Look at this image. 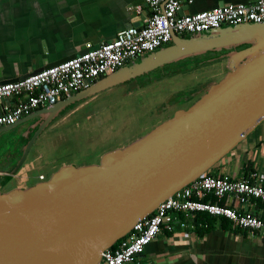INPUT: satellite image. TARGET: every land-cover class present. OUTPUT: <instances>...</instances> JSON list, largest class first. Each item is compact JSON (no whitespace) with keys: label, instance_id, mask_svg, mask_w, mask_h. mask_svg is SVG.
I'll list each match as a JSON object with an SVG mask.
<instances>
[{"label":"water","instance_id":"obj_1","mask_svg":"<svg viewBox=\"0 0 264 264\" xmlns=\"http://www.w3.org/2000/svg\"><path fill=\"white\" fill-rule=\"evenodd\" d=\"M215 52L220 54L207 64L225 62L227 72L188 108L176 109L126 146L104 153L97 164L65 165L47 180L2 191L20 170L36 138L70 106L177 62ZM263 122L264 22L189 37L173 34L168 45L0 129L1 135L31 124L22 135L26 140L15 167L0 182V264H99L103 252L137 222L207 174Z\"/></svg>","mask_w":264,"mask_h":264},{"label":"crops","instance_id":"obj_2","mask_svg":"<svg viewBox=\"0 0 264 264\" xmlns=\"http://www.w3.org/2000/svg\"><path fill=\"white\" fill-rule=\"evenodd\" d=\"M257 1L183 0L180 12L195 14L211 11L220 5ZM136 7L140 8L139 13L135 11ZM149 13L145 0H0V82L41 71L65 57L76 56L87 48L112 41L117 32L140 27ZM16 102V98L1 102L0 114ZM29 125H22V132ZM122 147L124 145L119 146ZM19 156V152L9 151L3 163L0 159V182L11 174ZM13 160L15 165L8 168ZM50 164L39 159L27 161L26 158L2 191L30 187L47 180L60 167L74 165L67 162L58 166ZM44 165L46 169L49 165L48 174L43 171ZM252 173L264 174V122L210 172L233 180L248 179ZM239 205H242L241 211L264 218L263 202L249 199ZM196 222L197 215H193L186 219L185 229L160 232L132 264H264L263 235L236 230L219 218L214 219L208 232L200 234L202 229L196 228Z\"/></svg>","mask_w":264,"mask_h":264},{"label":"built area","instance_id":"obj_3","mask_svg":"<svg viewBox=\"0 0 264 264\" xmlns=\"http://www.w3.org/2000/svg\"><path fill=\"white\" fill-rule=\"evenodd\" d=\"M182 3L183 0H145L150 13L140 27L121 30L112 41L87 48L71 60L0 85V103L17 99L12 108L0 114V129L69 98L126 64L168 45L173 34L189 37L220 27L264 22V0L222 5L195 14H181ZM135 11L139 13L140 8L136 7ZM249 199L264 203V174L252 173L248 179L237 180L205 174L137 222L129 234L118 241L114 252L110 249L103 252L99 264H132L160 232L183 230L187 227L186 219L198 213L225 219L236 230L264 236V220L240 210L242 205L239 204Z\"/></svg>","mask_w":264,"mask_h":264},{"label":"rangeland","instance_id":"obj_4","mask_svg":"<svg viewBox=\"0 0 264 264\" xmlns=\"http://www.w3.org/2000/svg\"><path fill=\"white\" fill-rule=\"evenodd\" d=\"M226 72V63L218 62L163 78L149 86L146 76L138 79L140 82L136 85L115 87L97 94L83 105V102L72 105L36 138L27 161L39 159L43 163L50 162L52 166L61 162L74 165L98 163L104 153L120 145L126 146L169 118L177 108H188L201 92L222 79ZM145 83L146 88L142 86ZM67 114L69 116L62 119ZM21 129L0 135L2 163L9 151L20 153L21 147L16 150L13 144L21 138ZM25 140L23 138L22 145ZM15 163L13 160L8 168ZM48 166L46 169L44 165V173L50 172Z\"/></svg>","mask_w":264,"mask_h":264},{"label":"trees","instance_id":"obj_5","mask_svg":"<svg viewBox=\"0 0 264 264\" xmlns=\"http://www.w3.org/2000/svg\"><path fill=\"white\" fill-rule=\"evenodd\" d=\"M243 48H245V46L238 47V49H243ZM219 54L220 53L215 52V53L205 54L204 57H201V58H195V59L193 58V59L183 60V61L177 62L175 64L169 65V66H167L161 70H157L153 73H150L147 76L148 77L152 76L153 78H152L151 82L152 81L156 82V81H159L163 78H169L172 76L181 75V74L193 71L195 69H198L200 67L207 66L210 63V60L217 58ZM214 62H219V61L215 60ZM145 85H146V83L143 84L142 86L145 87ZM210 172H211V170L207 174H210ZM212 200H213V202H215V199H211V201ZM195 215H197V221H198L195 223V226L198 230L202 229L200 234H204V233L208 232L212 228V224L214 222V219H217V217H213V216L208 215L206 213H204V214L198 213ZM261 218L264 220L263 217H261ZM219 219L223 220V222L225 224L228 223V225L229 226L231 225V227H232V224L230 222H228L227 220L222 219V218H219ZM117 245H118V242L110 249V251L114 252L117 248Z\"/></svg>","mask_w":264,"mask_h":264},{"label":"flooded vegetation","instance_id":"obj_6","mask_svg":"<svg viewBox=\"0 0 264 264\" xmlns=\"http://www.w3.org/2000/svg\"><path fill=\"white\" fill-rule=\"evenodd\" d=\"M152 76H149V77H147V78H145V81H147V80H149L150 81V83L148 84V86L149 85H151L152 83H154L153 81L151 82V80H152ZM140 81H137V84L139 83ZM139 88H143V87H139ZM29 125V124H28ZM22 126V125H21ZM21 126H17L16 128H19V127H21ZM30 126V125H29ZM28 126V127H29ZM27 127V128H28ZM15 128V129H16ZM27 130V129H26ZM26 132V131H25ZM25 132H22V133H25ZM23 135V134H22ZM22 135H21V138L19 139V140H21V143L19 142V140H18V142H17V144H18V146H14L15 144H13V146L16 148L17 147V149H19L20 147H22L23 145H22V140H23V137H22ZM20 143V144H19Z\"/></svg>","mask_w":264,"mask_h":264}]
</instances>
